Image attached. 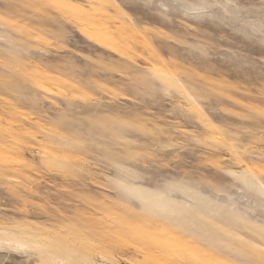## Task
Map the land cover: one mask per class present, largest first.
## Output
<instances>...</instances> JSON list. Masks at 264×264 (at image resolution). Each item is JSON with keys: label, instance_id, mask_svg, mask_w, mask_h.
<instances>
[{"label": "rangeland", "instance_id": "obj_1", "mask_svg": "<svg viewBox=\"0 0 264 264\" xmlns=\"http://www.w3.org/2000/svg\"><path fill=\"white\" fill-rule=\"evenodd\" d=\"M0 264H264V0H0Z\"/></svg>", "mask_w": 264, "mask_h": 264}, {"label": "bare ground", "instance_id": "obj_2", "mask_svg": "<svg viewBox=\"0 0 264 264\" xmlns=\"http://www.w3.org/2000/svg\"><path fill=\"white\" fill-rule=\"evenodd\" d=\"M127 27L136 37H138L142 41H146V39H145L146 37H144V34L141 32V30L136 28L134 25H131L130 23H127Z\"/></svg>", "mask_w": 264, "mask_h": 264}]
</instances>
